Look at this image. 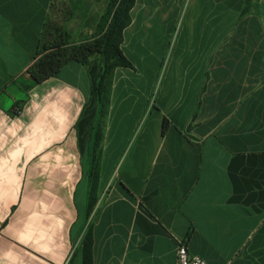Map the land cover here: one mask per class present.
Segmentation results:
<instances>
[{
    "label": "crops",
    "instance_id": "0c3cea01",
    "mask_svg": "<svg viewBox=\"0 0 264 264\" xmlns=\"http://www.w3.org/2000/svg\"><path fill=\"white\" fill-rule=\"evenodd\" d=\"M112 1L0 0V264H264V0H135L104 109L103 62L34 84Z\"/></svg>",
    "mask_w": 264,
    "mask_h": 264
},
{
    "label": "trees",
    "instance_id": "16d2710c",
    "mask_svg": "<svg viewBox=\"0 0 264 264\" xmlns=\"http://www.w3.org/2000/svg\"><path fill=\"white\" fill-rule=\"evenodd\" d=\"M134 4L135 0H113L103 17L101 31L90 40L72 41L61 29L56 30V38L50 39L52 31L46 27L36 60L27 71L29 78L34 84H40L57 75L70 62L76 61L86 66L103 62L106 70L98 91L104 109L106 103L103 98L107 96V84L114 70L117 67H131L120 45L123 31L131 23L130 12ZM84 247L85 264H93L90 234L85 239Z\"/></svg>",
    "mask_w": 264,
    "mask_h": 264
},
{
    "label": "built area",
    "instance_id": "2783aa9c",
    "mask_svg": "<svg viewBox=\"0 0 264 264\" xmlns=\"http://www.w3.org/2000/svg\"><path fill=\"white\" fill-rule=\"evenodd\" d=\"M177 262L178 264H208L202 257L192 254L184 241L178 242Z\"/></svg>",
    "mask_w": 264,
    "mask_h": 264
},
{
    "label": "rangeland",
    "instance_id": "374dc122",
    "mask_svg": "<svg viewBox=\"0 0 264 264\" xmlns=\"http://www.w3.org/2000/svg\"><path fill=\"white\" fill-rule=\"evenodd\" d=\"M161 79H162V75L160 76V79L158 80V82L156 83V86H155V90L152 92V94H151V96H150V98H151V103L150 104H152L153 103V100L157 97V95H158V92H159V90H160V83H161ZM97 190H96V188L94 187L93 188V190H92V194H91V202H90V204L92 205V207H91V205H90V209H91V215H93V212H94V210H95V207H96V205H97V201H98V198H97Z\"/></svg>",
    "mask_w": 264,
    "mask_h": 264
}]
</instances>
